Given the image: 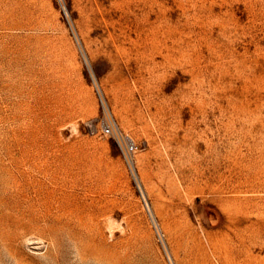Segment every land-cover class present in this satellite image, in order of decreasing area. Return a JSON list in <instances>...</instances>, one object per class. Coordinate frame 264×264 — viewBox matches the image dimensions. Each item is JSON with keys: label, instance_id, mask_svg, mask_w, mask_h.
Wrapping results in <instances>:
<instances>
[{"label": "rangeland", "instance_id": "obj_1", "mask_svg": "<svg viewBox=\"0 0 264 264\" xmlns=\"http://www.w3.org/2000/svg\"><path fill=\"white\" fill-rule=\"evenodd\" d=\"M0 264H264V0H0Z\"/></svg>", "mask_w": 264, "mask_h": 264}, {"label": "built area", "instance_id": "obj_2", "mask_svg": "<svg viewBox=\"0 0 264 264\" xmlns=\"http://www.w3.org/2000/svg\"><path fill=\"white\" fill-rule=\"evenodd\" d=\"M103 106L104 102L102 101ZM91 134H101L114 138L122 152L125 162L127 163L130 173L133 177L136 176V168L134 163V157L139 151L138 144L128 135H124L121 128L117 124L114 118L109 115H104L96 119V121H90L88 123Z\"/></svg>", "mask_w": 264, "mask_h": 264}, {"label": "bare ground", "instance_id": "obj_3", "mask_svg": "<svg viewBox=\"0 0 264 264\" xmlns=\"http://www.w3.org/2000/svg\"><path fill=\"white\" fill-rule=\"evenodd\" d=\"M221 262V261H220Z\"/></svg>", "mask_w": 264, "mask_h": 264}]
</instances>
